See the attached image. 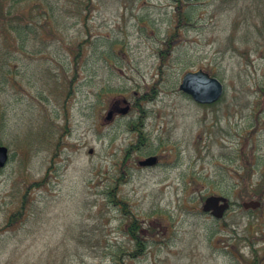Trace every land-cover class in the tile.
<instances>
[{
	"label": "rangeland",
	"instance_id": "1",
	"mask_svg": "<svg viewBox=\"0 0 264 264\" xmlns=\"http://www.w3.org/2000/svg\"><path fill=\"white\" fill-rule=\"evenodd\" d=\"M175 21L173 0H0V264H114L132 242L101 192L122 168L146 241L123 264H264V201L241 206L244 159L264 164V0H197ZM197 68L224 85L212 105L178 90ZM140 107L146 167V149L124 160ZM210 194L235 203L218 220Z\"/></svg>",
	"mask_w": 264,
	"mask_h": 264
},
{
	"label": "trees",
	"instance_id": "2",
	"mask_svg": "<svg viewBox=\"0 0 264 264\" xmlns=\"http://www.w3.org/2000/svg\"><path fill=\"white\" fill-rule=\"evenodd\" d=\"M196 1L197 0H173L175 17H176V21H175V25H174L175 28L173 31L180 29L182 27H187L188 25H190L191 13L193 12V3H195ZM36 24H37V22H34V25H36ZM32 25L33 24H30V23L26 24L28 30H29V28L31 30L30 26H32ZM162 42H163L162 46L164 49H162V47H161L158 49V52H157L160 60L165 59L170 53L171 47L173 45L172 34H169L168 37H166V39L163 40ZM256 98L253 101L256 102L257 101ZM141 100H150V98L142 96ZM138 112L140 114L144 113L142 107H140L138 109ZM143 115L144 114L138 115V117L135 120L133 119V122L131 124V125H133V127L131 130L135 132V135H137V140H136V144L130 145L126 149V151H125L126 155L124 157V160H126L125 158H127L129 156V153H130L129 151L136 150V151L143 153L145 151V149L148 151L149 145L151 144L149 142V136L145 133L143 126H142L143 125ZM148 152H150V151H148ZM123 165H124V163H123ZM260 165L264 166V164L263 165L260 164ZM260 165L256 161L251 163L247 159H244V171H245L244 173L246 176V180L243 183L244 185H242L241 190H242V194L244 195L245 198L249 197L250 192H253V194L256 196V198L258 200L264 201V177L261 178L260 183H258V184L255 183L254 185H252L253 181H252L251 174H250L251 171L252 172L256 171L260 167ZM124 170L125 169L122 168L117 173L115 180H113L110 185H106L101 192L104 199H106V201L109 204H111L113 206H118L120 208V213H121L122 217L127 219L125 229L127 231V236L129 238V240L132 242V248L130 249V251L124 252L121 248H119L120 253L119 254H113L114 264H123V259L126 257H128L130 259L138 257L144 253L145 248H146V241L144 239L143 234L140 232L141 223L138 221L135 214L130 210L126 201H124L122 198H119L118 194H117L118 189H119V185L121 184V183L119 184V182H120V180L123 179V175L125 173ZM233 185L235 186L236 184L233 183ZM250 211L251 210H249L248 212H250Z\"/></svg>",
	"mask_w": 264,
	"mask_h": 264
},
{
	"label": "water",
	"instance_id": "3",
	"mask_svg": "<svg viewBox=\"0 0 264 264\" xmlns=\"http://www.w3.org/2000/svg\"><path fill=\"white\" fill-rule=\"evenodd\" d=\"M178 89L189 95L192 100L201 104H209L218 100L223 93V84L215 76L210 75L202 69L189 70L183 73ZM117 103L112 104L107 111V116H111ZM128 106H124L118 111L125 113ZM7 159V149L5 146L0 145V167L4 165ZM156 160L155 156H148L138 161L140 165H150ZM228 200L222 195H208L201 204V210L203 212H209L213 217H222L224 211L228 208ZM259 206L258 200H247L242 202V207L256 208Z\"/></svg>",
	"mask_w": 264,
	"mask_h": 264
},
{
	"label": "flooded vegetation",
	"instance_id": "4",
	"mask_svg": "<svg viewBox=\"0 0 264 264\" xmlns=\"http://www.w3.org/2000/svg\"><path fill=\"white\" fill-rule=\"evenodd\" d=\"M118 109H120V108H119V105L117 104L116 108H114L113 114L118 113ZM113 114H112L111 116H107V117H106V120L111 119L112 116H113ZM137 117H138V116H135V117H134V120H135ZM112 119H113V118H112ZM132 122H133V120H131V121L128 123V125H129V130H130L131 132H134V131L131 130L132 127H133V125H131ZM142 126H143V128H144V124H143ZM134 133H135V132H134ZM136 140H137V135H136V137H135V142H134L133 144H136ZM133 144L131 143L130 145H133ZM149 155H154V156H156V155H155V152L146 153V156H149ZM156 158H157V156H156ZM156 162H157V159L155 160V162H154L153 164H155Z\"/></svg>",
	"mask_w": 264,
	"mask_h": 264
}]
</instances>
